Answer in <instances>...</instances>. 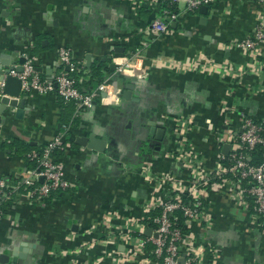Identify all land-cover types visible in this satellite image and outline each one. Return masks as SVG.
Here are the masks:
<instances>
[{"label": "crops", "instance_id": "crops-1", "mask_svg": "<svg viewBox=\"0 0 264 264\" xmlns=\"http://www.w3.org/2000/svg\"><path fill=\"white\" fill-rule=\"evenodd\" d=\"M157 1L0 0V66H18L26 53L50 78L65 47L83 66L82 83L92 67L109 68L103 73L107 97L99 95L90 109L75 107L74 126L56 158L71 187L53 200L14 198L13 209L0 219V248L28 244L29 264L152 263L148 250H136L126 235L167 197L155 179L171 174V187L188 188L195 179L190 161L199 163L202 174L220 168L230 151H223L228 138L241 133V117L264 120V70H251L264 62V45L256 54L234 46L264 18V3L220 0L205 16L181 15L155 35L150 24L160 11ZM118 47L124 51L116 53ZM138 51L135 75L114 74L113 59L135 65ZM228 64L248 71L238 79L224 75ZM115 81L134 85L133 102L116 97ZM21 97L26 108L8 109L0 122V178L8 184L28 164L24 154L2 145L19 140L44 146L68 126L54 94ZM89 131L106 138V151L74 143ZM180 138L186 153L176 150ZM204 217L210 225H184L198 253L195 264H264V226L229 186L207 188Z\"/></svg>", "mask_w": 264, "mask_h": 264}, {"label": "built area", "instance_id": "built-area-1", "mask_svg": "<svg viewBox=\"0 0 264 264\" xmlns=\"http://www.w3.org/2000/svg\"><path fill=\"white\" fill-rule=\"evenodd\" d=\"M220 0H158L160 11L158 16L150 24V29L155 35L164 34L168 31L171 23L181 15L196 14L200 7L213 6ZM263 4L264 0H250ZM264 45V18H260L252 33L241 41H236L234 46L245 53L256 54L257 47ZM140 51L135 53L136 63L139 65ZM25 62L22 71L10 72V76L21 82V94L23 96L36 92L38 94H54L64 104L74 103L76 110L90 109L92 102L101 93H106L107 84L102 82L81 91L77 87L71 73H81L83 66L75 61L69 48L58 50V72L50 78L43 77L35 68V60L26 53L21 55ZM258 60V59H257ZM114 74L135 75L134 64L118 62L113 59ZM140 67V66H139ZM251 70L259 74L264 70V62L258 60ZM141 71V69H140ZM248 71L244 66L228 64L224 66V75L240 78ZM4 82H0V98L3 94ZM190 123V121H189ZM70 126H65L61 133H58L48 141L38 153L29 152L28 160L35 161L34 168H28L20 173L12 184L0 178V219L3 218L2 206L10 200L23 196L27 200L39 202L49 197L52 192L68 190L71 185L62 176L61 166L57 161V155L65 150L69 139ZM222 138V142L225 141ZM177 140V139H176ZM228 140H230L228 142ZM230 151L226 158H223L220 168L203 173L196 160L190 161L195 179L188 188H181L176 191V186L171 187L175 182L170 175L158 176L155 181L165 189L167 197L161 199L160 203L154 204L153 210H159L158 214L151 219L152 227H147L143 220L131 229L126 238L133 240L134 248L141 249L152 256V263L144 264H195L198 253L191 248L190 236L185 233L178 223L175 213H180L187 227L190 224L210 225V220L204 217L205 194L207 188L218 187L224 184L229 186L235 193L237 201L249 211L254 218L264 226V161L259 165H252L249 153L257 147L264 148V120L256 122L252 118L243 115L241 117V133L236 137L228 138ZM176 150L181 153L187 152L183 139L177 140ZM42 179V182L39 180ZM186 189L184 192L183 190ZM188 198V204L182 202L181 195ZM146 228L151 229L147 237L143 235ZM112 241V240H108ZM185 251V256L181 252ZM146 252V251H145Z\"/></svg>", "mask_w": 264, "mask_h": 264}, {"label": "water", "instance_id": "water-1", "mask_svg": "<svg viewBox=\"0 0 264 264\" xmlns=\"http://www.w3.org/2000/svg\"><path fill=\"white\" fill-rule=\"evenodd\" d=\"M207 7L203 6L200 7L198 12L202 16H205L207 13ZM114 51L117 52H123V48H115ZM90 56H86V68H89V58ZM25 60L24 58L18 59V66H14L11 63L3 64L4 68L0 66V82H4L3 87V94L4 97L0 98V122H1V116L3 113H5L8 109H16L19 111H22L26 108L25 106V99L21 96V82L15 78L10 76V72L15 70L16 72L22 71V65L24 64ZM37 71H40L39 68L36 69ZM121 82V81H120ZM115 88L118 91L117 92V98L121 99L125 102H133L132 95L134 90V85L131 83H119V81H115ZM88 88L84 91H87ZM101 98H106L107 93H101ZM97 105L96 101L92 102V107H95ZM83 129V128H81ZM161 131V130H159ZM157 133V135L160 133L162 134L163 131ZM154 132V129L150 134ZM153 135V138L155 140L160 141L161 139L157 136ZM74 143L82 148H86L91 151L95 152H104L107 149V140L102 136V134H97L92 131H89L85 134V136H76ZM30 145H34L30 143ZM230 149L229 145L224 146L223 151L224 154H227L228 150ZM39 182H42V179L39 180ZM151 234V229L147 228L144 230L143 235L149 236ZM31 248V246H28V244L25 243H11L8 246H4L0 248V264H29L27 259L28 249ZM1 249H4L6 253H2ZM21 261V262H20Z\"/></svg>", "mask_w": 264, "mask_h": 264}, {"label": "trees", "instance_id": "trees-1", "mask_svg": "<svg viewBox=\"0 0 264 264\" xmlns=\"http://www.w3.org/2000/svg\"><path fill=\"white\" fill-rule=\"evenodd\" d=\"M108 69L109 68L105 63L100 64L96 67L95 66L92 67L90 70V77H89L88 81L85 83L81 82V78L83 77L82 73H71L70 76L75 80L77 87L80 88L81 91H84L88 87H91L92 85H97V84L102 83L104 81L103 80V73L107 72ZM58 100L61 103V105L64 106L63 111H65L64 112V116H65L64 118L66 120L65 122L67 123L66 125L69 126L71 124L70 125L71 127L74 126V120L72 119V117H73V114L75 112V104L74 103L64 104L59 98H58ZM2 146L8 147L14 153L20 152V153L24 154L26 162L28 164V168H34L36 166V163H35V161L28 160L26 155L31 151H36L39 153L43 147V146H31V145L23 143L19 140H14L12 142V144H10L8 146H6V145L5 146L2 145ZM249 156H250V159H251L250 162L252 165H259L260 163H262L264 161V148H261V147L255 148L254 150H252L249 153ZM61 193H63V192H61V191L52 192L47 199L48 200L58 199ZM181 200H182V202L187 203V204L189 202L188 198L184 194L181 195ZM13 207H14V199L13 198L6 201L2 206L3 217L6 216L13 209ZM158 212H159V210H157V209L153 210L151 212H148L142 223H145L147 227H152L151 219L154 218L158 214ZM175 215L178 217V223H179L180 227L185 232L186 228L184 226V220L181 218L180 213H175ZM208 257H209V260L211 261L212 254L210 251H209Z\"/></svg>", "mask_w": 264, "mask_h": 264}, {"label": "bare ground", "instance_id": "bare-ground-1", "mask_svg": "<svg viewBox=\"0 0 264 264\" xmlns=\"http://www.w3.org/2000/svg\"><path fill=\"white\" fill-rule=\"evenodd\" d=\"M136 67H137V66L134 67V72L138 71V70L136 69ZM134 74H135V73H134Z\"/></svg>", "mask_w": 264, "mask_h": 264}, {"label": "rangeland", "instance_id": "rangeland-1", "mask_svg": "<svg viewBox=\"0 0 264 264\" xmlns=\"http://www.w3.org/2000/svg\"><path fill=\"white\" fill-rule=\"evenodd\" d=\"M210 7H211V6H210ZM210 7H209V8H210Z\"/></svg>", "mask_w": 264, "mask_h": 264}]
</instances>
